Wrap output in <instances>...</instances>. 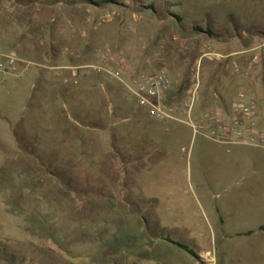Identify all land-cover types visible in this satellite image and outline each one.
<instances>
[{"label": "rangeland", "instance_id": "374dc122", "mask_svg": "<svg viewBox=\"0 0 264 264\" xmlns=\"http://www.w3.org/2000/svg\"><path fill=\"white\" fill-rule=\"evenodd\" d=\"M21 9L28 33L0 23V51L34 64L0 85V150L21 157L0 195L23 198L0 204V264H196L173 244L264 264V150L160 122L111 74L166 69L169 104L196 90V118L243 92L264 127V0H0Z\"/></svg>", "mask_w": 264, "mask_h": 264}, {"label": "built area", "instance_id": "2783aa9c", "mask_svg": "<svg viewBox=\"0 0 264 264\" xmlns=\"http://www.w3.org/2000/svg\"><path fill=\"white\" fill-rule=\"evenodd\" d=\"M34 64L15 50L0 51V85L20 79ZM125 88L128 102H135L163 123L186 125L193 135H202L224 146H245L264 150V127L260 124L258 101L241 92L229 113L210 111L199 118L194 115L198 101L196 90L189 92L180 105L169 104L171 77L166 69H153L131 75L121 64L111 73Z\"/></svg>", "mask_w": 264, "mask_h": 264}, {"label": "crops", "instance_id": "0c3cea01", "mask_svg": "<svg viewBox=\"0 0 264 264\" xmlns=\"http://www.w3.org/2000/svg\"><path fill=\"white\" fill-rule=\"evenodd\" d=\"M3 1H1L2 3ZM30 14L26 13L25 9H21L18 11V13H10L9 16H6L3 14V12L0 11V23L4 25V27L9 28L10 29V38L15 40L17 38V33H15V25L21 27L22 29L25 30L26 33H28L30 31ZM20 156L15 155V154H6L4 152H2L0 150V163L3 162V165H10L9 163H14V162H20ZM5 170V169H4ZM44 179H42L41 181L43 182ZM42 182H37L39 184V189H41L40 191H42L43 193H49L52 192V189H46L45 187H42V185H40V183ZM13 187V186H12ZM25 190L23 191V193H27V190H30L33 187H28V186H24ZM38 187V186H37ZM11 187H7V188H3L5 191L2 192V194L4 195H0V204L2 205H19L21 204L23 198L21 196V194L17 195L16 192H9ZM7 189V190H6ZM20 193V192H19ZM1 194V193H0ZM30 201H39V199H36L34 197L30 198ZM10 210V209H9ZM11 211V210H10ZM12 212H14L12 210ZM8 221V220H7ZM194 257V261L196 264H215V260L213 257H207L206 255L202 254L201 258H197L195 256Z\"/></svg>", "mask_w": 264, "mask_h": 264}, {"label": "trees", "instance_id": "16d2710c", "mask_svg": "<svg viewBox=\"0 0 264 264\" xmlns=\"http://www.w3.org/2000/svg\"><path fill=\"white\" fill-rule=\"evenodd\" d=\"M93 6H95V7H98V4H93V3H91ZM152 9V8H151ZM199 31V30H198ZM200 32V31H199ZM201 34H203V33H201ZM46 170H48V167H44ZM50 170V169H49ZM48 172V171H47ZM50 175H52L53 176V173L50 171V172H48ZM143 221H144V224L147 226V228H148V232H149V234L152 236V238L153 239H162V240H165V241H168L167 240V238H163V235L162 234H159V233H157V232H155L149 225H148V223H147V221L145 220V219H143ZM169 242V241H168ZM169 243H171V242H169ZM172 244V243H171ZM174 246H177V247H179L180 249H182L183 251H186V252H188L191 256H194V254L191 252V251H189L187 248H184V247H180V246H178V245H176V244H173ZM1 252H5L4 250H1ZM3 258H5L4 260L5 261H10V259H15L16 257L14 256V255H1ZM20 262H21V260H20ZM22 263V262H21ZM22 264H24V263H22Z\"/></svg>", "mask_w": 264, "mask_h": 264}]
</instances>
